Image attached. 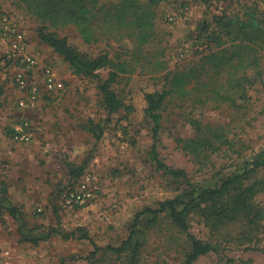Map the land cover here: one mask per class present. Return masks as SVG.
<instances>
[{
    "label": "rangeland",
    "instance_id": "1",
    "mask_svg": "<svg viewBox=\"0 0 264 264\" xmlns=\"http://www.w3.org/2000/svg\"><path fill=\"white\" fill-rule=\"evenodd\" d=\"M154 9L152 48L141 56L122 50L113 40L85 43L74 25L47 27L81 51L92 56L107 52L112 59L123 60L126 67L111 87L127 108L110 115L84 170L96 177L92 199L73 209L61 206L58 192L67 179V163H79L92 147L94 137L82 125L89 117L97 120L107 115L99 102L98 77H60L63 90L41 89L37 107L23 110L17 105L21 92L13 80L16 66L4 60L5 44L0 39V180L16 191L26 229L52 224L56 214L66 230L81 228L76 231L78 237L54 234L37 242L25 240L20 223L0 211V264H130V249L117 253L105 246L119 245L133 214L147 205L155 207L164 194L162 172L140 151L153 141L152 124L143 119L140 89L161 88L167 73L175 76L190 69L194 74L188 87L204 79L203 71L196 70L203 57L222 48L230 53L232 39H240L232 38L238 34L236 29L230 34L223 28L228 18L254 12L264 26V0H229L223 12L216 10L213 0H166ZM4 12L18 22L31 48L43 52L38 35L43 21L28 14L21 0H0V14ZM52 51L47 52L51 63H44L53 68L63 64L62 70L70 71ZM251 54L263 70L262 78L250 85L249 97L241 100L239 109L205 91L181 92L174 80L167 83L172 90L162 108L158 151L165 163L184 168L195 182L213 183L264 149V46ZM204 67L213 73L209 63ZM110 69H100L99 77L106 78ZM219 74L225 77L224 70ZM22 118L31 123L29 142L11 136L13 123ZM190 139L196 143V152L187 148ZM238 197L244 198L245 205L232 212L237 205L231 201ZM219 205L231 208L228 214L210 215L205 207L188 215L189 231L214 245L194 264H264L263 165L242 177ZM83 231L100 247L94 256H90L94 249L90 240L79 237ZM136 239L140 243L137 264H182L190 246L187 232L168 214L154 219L144 215Z\"/></svg>",
    "mask_w": 264,
    "mask_h": 264
},
{
    "label": "trees",
    "instance_id": "2",
    "mask_svg": "<svg viewBox=\"0 0 264 264\" xmlns=\"http://www.w3.org/2000/svg\"><path fill=\"white\" fill-rule=\"evenodd\" d=\"M21 1L28 14L36 16L43 21L42 28L38 32L41 42L47 44L63 58L68 64L71 74L98 77L99 102L107 114L106 117H101L97 120L89 117L87 122L82 125L83 128L91 131L94 141L82 161L79 163H67V179L64 187L58 192L60 193L64 189L73 188L83 175L93 151L97 148L103 132L110 122V115L127 108L124 100L111 87V84L117 80L121 72L126 70V67L123 60H114L107 52L94 56L89 55L70 43L66 36H59L48 28L74 25L85 43L113 40L118 43L122 50H128L133 55L141 56L148 53L152 48L151 38L155 25L154 7L166 0ZM192 1L209 2L210 0ZM222 26L230 34L236 29L238 34L243 35L236 34L232 37H239L240 39H232L230 53L222 48L220 51H210L203 57V64L200 66V69L196 68V70L203 71L205 74L204 79L195 80L194 84L188 87L187 85L192 73L194 74V69H190L188 72H178L175 76H170L167 73L165 75V84L161 88L151 86L140 89L143 102V119L152 124L153 137L152 144L147 148H141L140 151L162 172L164 194L155 207L147 205L133 214L127 225L126 237L119 245L105 246L117 253L130 249V264H137L140 243L137 241L136 236L140 231L142 217L150 215L154 219L162 214H168L175 225L187 232L190 246L182 264H194L201 255L212 250L214 245L211 242L196 238L189 231L188 215L190 212L195 209L204 211L206 210L205 207H208L210 215L212 213L217 216H220L219 214H228L231 208H222L223 206L219 205L221 201L223 202L231 188L242 177L260 165L264 167V149H261L249 157V159L242 160L231 171L218 176L213 183L205 184L193 181L184 168L173 167L165 163L158 151L162 108L172 90L167 87L169 81L174 80V84L181 92L188 93V91H193L196 93L197 91H205L208 96L221 98L227 101L231 107L239 109L243 105L241 100L245 101L249 97L248 89L250 85L256 82L257 79L261 80L263 70L257 65V57L254 54H249L264 46V26L262 21L254 12H248L244 18H228ZM207 63L210 64L209 69L213 71L211 74L204 67ZM107 66L111 67L108 76L106 78L99 77L98 71ZM222 70H224L225 77L219 76ZM63 89L64 85L60 90ZM219 137H222V135ZM193 140L190 139L188 141L187 148L196 152V143H193ZM15 192L10 189L6 182L0 180V211H7L13 219L20 223L19 232L22 238L37 242L39 239H45L54 234H59L66 239L78 237L76 231L81 230V228L79 227L70 231L66 230L60 224L59 216L56 213V221L54 223L49 225H34L26 229L21 206L14 196ZM20 194L21 192L19 191ZM231 202L237 205L233 207L232 212L235 209L237 210L238 205H245L243 197H238V199H234ZM26 230L28 233H26ZM79 237L90 240L94 246V249L90 252V256H94L100 247L84 231Z\"/></svg>",
    "mask_w": 264,
    "mask_h": 264
},
{
    "label": "built area",
    "instance_id": "3",
    "mask_svg": "<svg viewBox=\"0 0 264 264\" xmlns=\"http://www.w3.org/2000/svg\"><path fill=\"white\" fill-rule=\"evenodd\" d=\"M213 1L216 10L223 12L229 0ZM0 39L5 44L4 60L16 66L13 80L21 92L17 100V105L21 109H35L41 89L55 92L63 88L64 83L55 69L50 64L42 62L38 51L29 49L24 33L8 12L0 14ZM182 54L183 51H180V55ZM11 136L15 141L29 142L33 136L29 119L15 121ZM95 180L93 173H84L73 188L64 189L59 193L58 200L61 206L73 209L87 205L93 197Z\"/></svg>",
    "mask_w": 264,
    "mask_h": 264
},
{
    "label": "crops",
    "instance_id": "4",
    "mask_svg": "<svg viewBox=\"0 0 264 264\" xmlns=\"http://www.w3.org/2000/svg\"><path fill=\"white\" fill-rule=\"evenodd\" d=\"M17 24H18V22H17ZM19 29L24 33V35H25V32L21 29V27H20V25H19ZM27 41V40H26ZM27 44H28V47H29V49H31V50H33L32 48H31V45L27 42ZM39 48H41L42 50H43V52H41V51H39V50H35V51H38L39 53H40V56H41V59H42V62L44 63V60H46V61H50V63H51V60L49 59V57H48V55H47V52L48 51H50V50H52L47 44H45V43H43V42H41L40 43V45H39ZM54 54H56V52H54V51H52ZM54 57V56H53ZM60 63V61L57 59V62L56 63ZM66 64V63H65ZM56 66H58V64H56ZM55 68V67H54ZM62 68H63V64H61V68H55V71H56V73H57V75L59 76V77H62V78H67L68 76H70L71 75V73H70V71H67V69H66V71H63L62 70ZM65 68V67H64ZM58 69V70H57Z\"/></svg>",
    "mask_w": 264,
    "mask_h": 264
}]
</instances>
